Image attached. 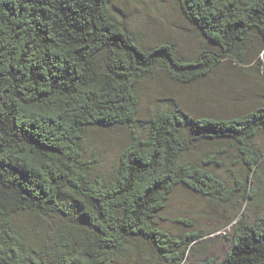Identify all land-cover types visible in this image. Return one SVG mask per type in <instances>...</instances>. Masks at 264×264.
Wrapping results in <instances>:
<instances>
[{"label":"trees","instance_id":"obj_1","mask_svg":"<svg viewBox=\"0 0 264 264\" xmlns=\"http://www.w3.org/2000/svg\"><path fill=\"white\" fill-rule=\"evenodd\" d=\"M178 3L205 41L196 59L174 43H141L109 0H0V264H129L131 255L135 264L142 254L148 264H264V213L234 224L225 257L195 263L187 257L204 233L175 236L159 223L180 187L226 206L242 189L248 202L264 161V97L229 117L172 102L153 111L145 135L135 128L141 85L157 73L185 85L226 62L263 63L264 0ZM97 126L131 129L112 175L84 161ZM219 142L245 168L236 188L215 171L216 154L190 156Z\"/></svg>","mask_w":264,"mask_h":264},{"label":"rangeland","instance_id":"obj_2","mask_svg":"<svg viewBox=\"0 0 264 264\" xmlns=\"http://www.w3.org/2000/svg\"><path fill=\"white\" fill-rule=\"evenodd\" d=\"M108 9L113 18L149 47L174 43L190 60L196 59L205 46L203 37L183 16L178 0H109ZM249 53L254 55L255 49L250 47ZM261 60L260 66L255 59L244 66L226 62L209 77L185 85L172 80L166 73H157L141 85V110L135 128L145 135L153 111L158 107L168 109L172 102L197 116L229 117L256 107L264 97V55ZM130 131L126 126L88 129L82 143L85 163L98 174L112 175L119 164L121 151L129 142ZM222 143L202 145L190 156L201 157L206 152L216 154L222 164L214 166L215 171L228 181L229 187L236 188V181L243 180L246 171L237 151L229 144H223L225 151L218 153ZM258 144L264 149V133L259 135ZM251 186L255 197L248 202L243 201L244 191L241 189L237 191L236 206H226L184 187L173 193L160 215V225L175 236L186 232L204 233L200 242L191 249L188 263L207 257H225L232 246L228 236L234 224L244 214L254 221L264 213V161L253 175ZM143 244L141 246L145 250L150 246L146 242ZM133 259L135 257L131 255L129 264H133ZM135 264L148 262L142 254Z\"/></svg>","mask_w":264,"mask_h":264}]
</instances>
